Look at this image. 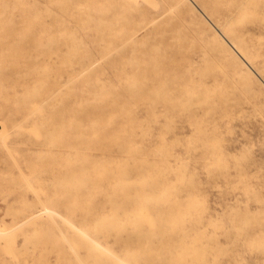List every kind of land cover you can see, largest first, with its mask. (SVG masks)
Returning <instances> with one entry per match:
<instances>
[{"label": "rangeland", "instance_id": "rangeland-1", "mask_svg": "<svg viewBox=\"0 0 264 264\" xmlns=\"http://www.w3.org/2000/svg\"><path fill=\"white\" fill-rule=\"evenodd\" d=\"M217 4L245 51L199 0H0V264H264V0Z\"/></svg>", "mask_w": 264, "mask_h": 264}, {"label": "bare ground", "instance_id": "bare-ground-1", "mask_svg": "<svg viewBox=\"0 0 264 264\" xmlns=\"http://www.w3.org/2000/svg\"><path fill=\"white\" fill-rule=\"evenodd\" d=\"M201 2V4L209 9V11L211 12V14L214 16L217 17V19L219 20L220 22V26L222 27V29L224 30V32L228 35V37L230 38V40L232 41V43L234 44V47L237 48L238 52H243L245 51L246 49H248L249 47V44L247 43V35L243 32V31H240L238 30V26H236L234 24V22L237 20H235L233 22V19L232 17H226V16H222L219 14V10H220V7H219V3L217 4L218 0H199ZM221 2V0H219ZM223 9L224 6H223ZM220 15V17H219ZM233 16V14H232ZM235 16V15H234ZM237 18V17H236ZM239 21V20H238ZM227 39V38H226ZM250 39V38H249ZM249 41V40H248ZM223 43V48L232 56H234V54L232 52H230V48L231 47L228 42L225 40L222 41ZM233 49V48H231ZM252 56H253V52L251 53ZM235 57V56H234ZM254 58H256L259 63H261V71L264 73V58L262 57L261 53H254Z\"/></svg>", "mask_w": 264, "mask_h": 264}]
</instances>
